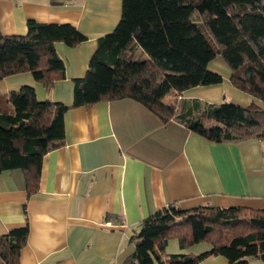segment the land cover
Here are the masks:
<instances>
[{"label":"trees","instance_id":"obj_1","mask_svg":"<svg viewBox=\"0 0 264 264\" xmlns=\"http://www.w3.org/2000/svg\"><path fill=\"white\" fill-rule=\"evenodd\" d=\"M86 40L73 24L34 20L24 36L0 33V80L28 72L47 91L64 78L54 44L74 48ZM218 54L231 85L264 103V0H121L117 25L97 38L84 77L72 79L70 104L37 100L30 86L0 94V173L20 170L26 195L36 193L44 155L63 144L64 114L99 102L135 101L162 123L175 121L214 143L264 139V108L181 97L222 82L208 70ZM27 236L26 225L0 236V264H19ZM132 240L123 264H198L211 256L264 262V209L169 203L145 218ZM170 240L180 249H209L167 255Z\"/></svg>","mask_w":264,"mask_h":264},{"label":"crops","instance_id":"obj_2","mask_svg":"<svg viewBox=\"0 0 264 264\" xmlns=\"http://www.w3.org/2000/svg\"><path fill=\"white\" fill-rule=\"evenodd\" d=\"M120 16L121 0H0L3 36L26 35L28 20L70 23L87 36L74 48L54 44L65 70L49 90L25 72L0 80V94L30 86L37 100L70 104L72 79L84 77L97 38ZM230 75H222L227 93L256 105L232 89ZM218 88L198 86L181 97L219 103L226 96ZM169 203L264 209V139L210 142L128 99L72 108L64 114L63 144L42 159L36 193L26 195L20 170L0 173V236L28 227L19 264H123L140 223ZM168 246L180 249L176 240ZM198 264L228 262L211 256Z\"/></svg>","mask_w":264,"mask_h":264},{"label":"rangeland","instance_id":"obj_3","mask_svg":"<svg viewBox=\"0 0 264 264\" xmlns=\"http://www.w3.org/2000/svg\"><path fill=\"white\" fill-rule=\"evenodd\" d=\"M208 70H210L211 72H214V73L219 74L221 77H222V75L225 74L226 71L230 72V69L227 66L226 62L224 61V59L222 58V56L219 55V54L216 55V57L208 64ZM228 82L231 85L230 81H228ZM222 83L224 84L223 80H222L221 83H219V84H213L212 86L219 87L218 90H217L218 91L217 93H219V94L221 93V97L222 96L223 97L226 96V97H224L219 103H213V104H220L222 102H229V103L231 102V103H234V104H239L241 106H245L246 103L241 104V103H239L240 101L238 102V100L236 98H234L233 96H230L227 93L228 92V89L225 88ZM219 85H221V86H219ZM208 86H210V85H208ZM208 86H202V87H208ZM232 89H234L235 91L238 90V89L234 88L233 86H232ZM238 91L239 92H242L240 90H238ZM217 96H218V94H217ZM169 97H170V95L165 99V102H167V100H168ZM197 99H200L202 101L208 102V101H206L204 99H201V98H197ZM254 99L257 102L256 103V106L261 107V108H264V103L262 101H260L259 99H256V98H254ZM208 103H210V102H208ZM170 244L176 245V247H178L177 244H176V242H174V241H171ZM196 247H199V248H196ZM207 247L209 248V246L207 244L200 243V244L194 245V246H192V247H190L188 249H179V248H177L178 249V252H174V251L171 250L170 246H168L167 249H166V253L169 254V255H171V254H186L187 251H188V252H193L194 255L195 254L198 255L201 252H203L204 250H206L204 248H207Z\"/></svg>","mask_w":264,"mask_h":264}]
</instances>
